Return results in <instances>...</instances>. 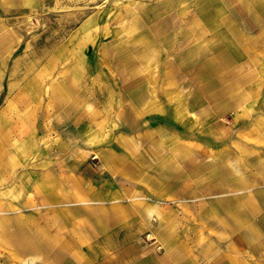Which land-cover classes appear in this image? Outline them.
<instances>
[{"label":"rangeland","instance_id":"1","mask_svg":"<svg viewBox=\"0 0 264 264\" xmlns=\"http://www.w3.org/2000/svg\"><path fill=\"white\" fill-rule=\"evenodd\" d=\"M259 60L245 66L244 0H0V128L8 134L3 143L9 150L0 158L26 156L24 168H12L0 183V202L3 195L9 201L0 203V230L2 219L10 226L0 264H83L85 252L90 264L104 261L100 250L68 254L65 234L56 233L67 224V210L77 214L101 206L82 204V185L112 181L159 209L171 204L135 191L131 179L102 171L98 149L119 135H133L123 139L129 146L138 137V151L118 149L129 159L130 151L137 152L154 174L161 140L175 136L195 146L202 170L199 198L187 195L180 208L236 210V196H213L233 185L225 180L224 164L211 162L210 150L215 154L238 129L246 132L264 117V57ZM150 140H160L154 151L146 147ZM258 148L260 153H249L245 172V264H264V146ZM185 168L181 172L192 171ZM179 170L171 168L174 177ZM19 171L35 173L42 191L39 204L23 207L26 216L20 217ZM65 172L75 176L73 198L57 179ZM50 183L56 184L52 192ZM140 240L163 251L148 232Z\"/></svg>","mask_w":264,"mask_h":264},{"label":"crops","instance_id":"2","mask_svg":"<svg viewBox=\"0 0 264 264\" xmlns=\"http://www.w3.org/2000/svg\"><path fill=\"white\" fill-rule=\"evenodd\" d=\"M244 2L245 66L251 59L260 65L262 63L259 59L264 57V39L259 37L264 35V0H244ZM251 25H255L254 29L256 28L252 36L250 32L254 29H251ZM0 125L4 126L3 121ZM262 126H264V117H259L252 126L254 128L247 130L249 132H245V127H242L237 130L235 139L232 138L224 145L216 147L215 154L213 149L210 150L211 162L218 163V165L224 164L227 171L225 180L233 185V188H226L225 191L213 192V196L232 195L231 197L236 196L239 200V207L236 210L223 208L222 212L217 211L214 206L205 210L180 208L187 195H190V200L199 198L196 195V189L200 185L199 177L202 170L197 166L198 151L195 146H187L183 139L175 136H168L161 141L150 140L149 144L147 141V149L150 145L153 151L155 142L160 141L162 144L160 161L156 164L159 173L154 174V169L150 171L144 162L136 158L137 152L135 151L139 150V146L135 144L138 142V137H134L129 146L123 139L132 134L119 135L112 145L98 149L97 155L102 171L112 173L117 178L131 179L135 181L133 188L135 191L144 190L171 204L159 209L154 207L148 199L140 198L141 196L131 195L130 197L131 188L118 186L112 181L82 185L79 190L81 198L78 197L80 201L82 200V204L93 202L101 206L97 209L84 207L77 214L70 210L63 213L67 224L57 228L56 233L65 234L66 245L64 246L67 253L68 250L75 248L83 249V251L100 250L99 255L105 257L101 262L104 264H245V224L246 221L248 222L245 216V204H249V199L245 197V188H247L245 183L249 177L247 173L245 175V172L249 165L251 150L260 153L258 147L264 146ZM251 132H255L252 135L253 139ZM135 134L138 136V131H135ZM144 134L147 135V131ZM4 137H8V134L2 127L0 128V154L9 152L3 143ZM170 141L173 151H170ZM251 141L252 144L258 146L256 148L254 145L251 146ZM118 147L134 149V152L130 151L131 159ZM147 152L151 154L150 151ZM25 157L18 155L15 158L7 155L0 158V166H2L0 183L11 175L12 168H24ZM101 157L105 161L103 164ZM132 161L136 162L133 167L131 166ZM186 166H189L192 171L181 172L183 168L186 169ZM177 167L180 170L177 177H174L175 174L171 172V168L175 170ZM212 172L213 169H210L208 174ZM18 174L20 181L16 191L22 200L18 202L21 206L19 205L17 209V216L20 217L26 216L23 207L34 208L39 204L36 196L42 191L41 186L35 180V173L28 174L25 171H19ZM30 177H33L32 181ZM58 177L57 179L65 183L64 188H66L67 195L73 198L74 174L65 172L58 174ZM55 185L50 183L49 192H52ZM1 193L5 194L6 191L1 190ZM6 198L4 195L1 197L0 203L3 206L9 203ZM3 210L1 212H4ZM2 220L6 225L0 230V248L6 249L10 226L6 220ZM147 232L149 237H154L161 244L163 249L161 253L156 252L153 246L142 243L141 236ZM213 234L215 237L212 236ZM228 237L233 239L225 244L224 239ZM212 238H214L213 241ZM89 255L88 252L82 253L83 264L89 262L86 260L90 257ZM91 263L95 264L94 261Z\"/></svg>","mask_w":264,"mask_h":264}]
</instances>
